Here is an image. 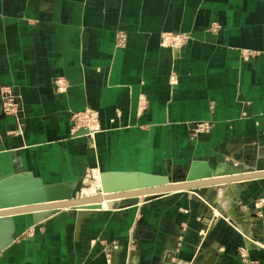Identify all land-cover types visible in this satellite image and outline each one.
I'll return each instance as SVG.
<instances>
[{"label": "crops", "instance_id": "crops-1", "mask_svg": "<svg viewBox=\"0 0 264 264\" xmlns=\"http://www.w3.org/2000/svg\"><path fill=\"white\" fill-rule=\"evenodd\" d=\"M240 151L264 169V0H0V208L211 175ZM198 193L0 217V264H243L242 247L264 264V177L234 219Z\"/></svg>", "mask_w": 264, "mask_h": 264}, {"label": "water", "instance_id": "water-1", "mask_svg": "<svg viewBox=\"0 0 264 264\" xmlns=\"http://www.w3.org/2000/svg\"><path fill=\"white\" fill-rule=\"evenodd\" d=\"M250 166H253L252 162H250ZM263 177L264 169H254L223 175H189L188 177L178 181H169L161 178H155L147 184L130 187L108 189L101 186L100 190H98L95 194L85 196H73L71 194H68L62 197L48 198L41 201L6 206L0 208V217L61 209H98L103 206V203L105 201L110 202L117 199L138 197L151 198L156 195L191 190L203 186L244 181Z\"/></svg>", "mask_w": 264, "mask_h": 264}, {"label": "rangeland", "instance_id": "rangeland-1", "mask_svg": "<svg viewBox=\"0 0 264 264\" xmlns=\"http://www.w3.org/2000/svg\"><path fill=\"white\" fill-rule=\"evenodd\" d=\"M203 132H206V131H203ZM191 135H192V132H191ZM198 135L196 136L192 135V137H197ZM245 153L246 151H243V152L240 151L238 153H235L234 156H230L226 158V160H224L225 165L223 168V173L232 174V173L237 172L238 170L246 171L248 169L250 170L258 169L255 163L254 154L251 153V151L249 154H245ZM250 162L253 163V166H250ZM245 166H247L248 168L245 169ZM214 174H211V175H214ZM244 182L245 180L237 181V182L214 184V185L203 186V187H199V188H195L191 190H185V191H194L196 193L200 192L198 194H200L202 198L204 197L207 199L206 200L207 211L213 212V214L216 216H224V217L228 216L234 219V215L230 214L231 210L227 207H229L231 204H234V199H239L238 195H236L237 193L234 194V192H242V186ZM89 184H90L89 188L93 189L94 187H96V185H99L100 183L98 179L95 177V178L90 179ZM99 187L100 186H98L97 188ZM97 188L94 190V192L97 190ZM82 193L83 192H81L80 193L81 195L79 194V196H85V195H82ZM168 194H173V193H168ZM156 196H161V195H156ZM138 198H141V197H138ZM143 198H145V200L150 199L148 197H143ZM204 198L203 200H205ZM115 248L116 246H112V250H114ZM239 253L241 254L243 264H256L254 260H251L249 258L248 250L246 247H242ZM173 259L170 260L168 264H185L183 260L181 259H178L176 257H174Z\"/></svg>", "mask_w": 264, "mask_h": 264}, {"label": "built area", "instance_id": "built-area-1", "mask_svg": "<svg viewBox=\"0 0 264 264\" xmlns=\"http://www.w3.org/2000/svg\"><path fill=\"white\" fill-rule=\"evenodd\" d=\"M188 35L184 33H175L171 32L163 36V45H168L174 48H181L187 41ZM126 35L124 32H120L117 36L116 44L118 46L125 45ZM58 87L62 90L65 89V84L63 80L58 79ZM4 102V110L9 115H14L19 117L23 112V107L21 101L18 99L16 94H13L12 91L3 90L1 91ZM71 120L73 123V130H77L81 127L90 128L95 122L96 118L92 115L90 111H75L71 114ZM210 128L209 123L207 122H195L191 127L192 135L196 136L203 131H207Z\"/></svg>", "mask_w": 264, "mask_h": 264}, {"label": "bare ground", "instance_id": "bare-ground-1", "mask_svg": "<svg viewBox=\"0 0 264 264\" xmlns=\"http://www.w3.org/2000/svg\"><path fill=\"white\" fill-rule=\"evenodd\" d=\"M249 170H250V169H248V170H246V171H249ZM239 172H244V171H238V172H236V173H239ZM215 174H216V175H218V174H219V175H220V174L223 175V174H226V173H223V172L218 171V172H215ZM100 188H101V186H100L99 188H97V190H96L95 192H93L92 194H95L98 190H100ZM108 189H109V188H108ZM89 195H90V194H89ZM105 202H106V201H105ZM105 202H104V204H105ZM106 205H107V204H106ZM106 205H105V206H106Z\"/></svg>", "mask_w": 264, "mask_h": 264}]
</instances>
